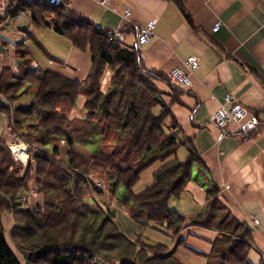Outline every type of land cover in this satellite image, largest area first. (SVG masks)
I'll return each instance as SVG.
<instances>
[{
    "label": "trees",
    "instance_id": "trees-1",
    "mask_svg": "<svg viewBox=\"0 0 264 264\" xmlns=\"http://www.w3.org/2000/svg\"><path fill=\"white\" fill-rule=\"evenodd\" d=\"M25 8L35 26L53 28L82 50L91 47L93 67L80 84L45 69L31 70L33 58L22 49L24 67L1 78L0 94L15 107L13 130L29 145L30 158L25 167L0 140V264H181L165 245L131 239L111 207L112 201H120L139 225L165 227L174 239L184 230L186 217L172 212L168 203L181 197L199 157L192 142L177 135L178 125L167 124L171 105L155 82L173 90L177 85L145 70L138 51L110 42L114 32L75 15L66 0L43 10L32 4ZM49 16L51 22L46 21ZM106 67L114 76L103 92ZM26 96H31L28 102L17 103ZM80 98L86 115L72 117ZM55 139L71 149L66 163ZM186 145L188 156L181 160L179 150ZM77 146H95V151L84 160L72 150ZM152 166H158L153 184L135 191ZM31 183L43 203L24 209L17 201ZM219 193L211 187L206 210L191 220L220 233L207 264H251L250 232L221 205ZM7 214L13 215L11 240L24 263L6 238L2 223Z\"/></svg>",
    "mask_w": 264,
    "mask_h": 264
},
{
    "label": "crops",
    "instance_id": "crops-1",
    "mask_svg": "<svg viewBox=\"0 0 264 264\" xmlns=\"http://www.w3.org/2000/svg\"><path fill=\"white\" fill-rule=\"evenodd\" d=\"M61 1L6 0L5 16L0 17V81L5 72L16 74L24 67L19 52L25 49L33 58L31 70L45 69L80 84L87 82L93 67L91 47L82 50L53 28L35 26L32 12L25 8L32 4L43 10ZM66 1L75 15L90 21L94 27L124 34L127 41L123 47L138 51L147 71L171 80L173 69L184 68L192 56L198 58L199 68L192 76L193 88H184L171 80L177 85L173 90L163 81L155 82L171 105L172 117L166 120L167 124L178 125L177 135L192 142L199 161L194 163L193 179L181 197L168 203L172 212L187 219L182 233L174 239L165 227L153 225L164 228L171 236V244L165 246L178 262L207 264L212 243L220 233L194 225L191 220L206 210L208 190L216 187L221 205L250 232L249 262L260 264L264 261V0ZM126 8L132 10L131 18L125 17ZM52 19L49 16L46 21ZM151 20L157 22L155 36L148 45L138 48V30ZM218 23L221 29L215 32ZM113 76L114 72L106 67L101 79L103 92L109 89ZM228 95L260 117L257 131L245 136L233 127L230 135L222 137L213 116L222 105H227ZM0 98L4 99L1 94ZM12 112L13 108L0 99V140L6 141L15 134ZM180 148L179 158L185 160L188 147ZM28 153L26 161H21L25 167L29 163ZM29 187L17 201L24 209L43 203L35 183ZM122 205L117 200L111 202L115 219L131 239L137 240L145 229L131 219ZM2 224L12 250L24 263L11 240L13 215H5Z\"/></svg>",
    "mask_w": 264,
    "mask_h": 264
},
{
    "label": "built area",
    "instance_id": "built-area-1",
    "mask_svg": "<svg viewBox=\"0 0 264 264\" xmlns=\"http://www.w3.org/2000/svg\"><path fill=\"white\" fill-rule=\"evenodd\" d=\"M204 1L207 2L209 0H204ZM5 5H6V0H0V17L5 16L6 13ZM123 12L125 17L127 18H131L133 14L130 8L124 9ZM156 27H157L156 20H151L146 25L139 28L138 37L136 38L138 48H142L149 44V42L155 36ZM220 29H221V23H218L214 27V31L217 32ZM1 39H2V34H1V24H0V45H1ZM126 41H127V37L119 31H115L110 36V42L120 44L121 46H124L126 44ZM197 68H199V60L196 56H192L186 61L184 68L173 69L170 73V78L173 82L179 83L184 88L191 89L194 87L192 76ZM0 99L1 102L5 104V100L2 98ZM226 102L227 105H222L221 108L218 111H216V113L213 116V122L222 130L221 132L222 137H226L230 135L233 131L232 130L233 127L237 128V133L245 136H249L250 134L258 130V128L261 125V122L259 119L260 117H258L257 114L252 113L245 105L239 103L237 99L232 95L227 96ZM21 144L22 145L12 143L10 147L15 158L20 161H24L23 157L18 156L16 154V153L19 154V152L16 151V149L21 147L22 150L20 151L23 154V156L26 157L29 148L27 149L24 143ZM253 222L255 224H258V221L256 219H253Z\"/></svg>",
    "mask_w": 264,
    "mask_h": 264
},
{
    "label": "rangeland",
    "instance_id": "rangeland-1",
    "mask_svg": "<svg viewBox=\"0 0 264 264\" xmlns=\"http://www.w3.org/2000/svg\"><path fill=\"white\" fill-rule=\"evenodd\" d=\"M26 89V88H23ZM31 99V96H26L23 99H20L17 101V103L19 102H28ZM5 100V105H10V102L4 98ZM78 107L77 109L72 113V117H79V118H84V116L86 115L84 109H83V104H84V99L80 98L78 101ZM17 105V104H16ZM13 109H15V107L11 106ZM56 141L54 142V145H59V148L61 149V153L59 155V158L61 159V161H64V163H66V154L68 153V151H70L71 149H68L66 144L63 145L61 144V142L57 139H55ZM5 141V140H4ZM7 145H12V143H16L18 145H22L21 143H24L27 147V149L29 148V150L27 151V153L30 151V147L29 145L24 141V139L15 132L14 136L11 138H8L6 140ZM52 146L50 145L48 147L49 150L52 151ZM26 149V148H25ZM20 150H22L21 148H17L16 151H18L19 153L21 152ZM72 150H74V152H76L82 159L87 160L90 158V156L92 155V153H94L95 151V146H86V147H82V146H77L74 147ZM18 156H20V154L16 153ZM23 155V154H22ZM24 157V156H23ZM180 157V155H179ZM15 158V157H14ZM16 159V158H15ZM181 159V158H180ZM18 160V159H16ZM20 161V160H18ZM24 161H26V157H24ZM21 162V161H20ZM158 166H152L151 168L147 169L142 177H141V181L140 183L137 185L135 191H139L143 188L149 187L153 184V173L157 170ZM125 191L124 190H119V196H125ZM96 197V196H95ZM99 198V197H98ZM103 203H105V201L107 200V196H103L102 199ZM100 199V198H99ZM120 200V199H119ZM102 201V200H101ZM118 201V200H117ZM120 204H122L120 201H118ZM109 203V202H108ZM108 203H105L108 205ZM124 206V205H122ZM105 207V206H104ZM116 210V209H115ZM123 227V226H122ZM143 227V226H142ZM125 228V227H123ZM145 231L143 233V236H141L144 241H146L149 244L155 245L158 243L167 245V244H171L172 242V238L171 236L167 233V231L164 228L161 227H157L153 224H149L147 227H144ZM126 230V229H124ZM127 232V231H126ZM103 264V263H101Z\"/></svg>",
    "mask_w": 264,
    "mask_h": 264
},
{
    "label": "bare ground",
    "instance_id": "bare-ground-1",
    "mask_svg": "<svg viewBox=\"0 0 264 264\" xmlns=\"http://www.w3.org/2000/svg\"><path fill=\"white\" fill-rule=\"evenodd\" d=\"M20 148H21V147H20ZM19 154H20V156H21V157H23V155H22V153H21V152H20ZM23 159H24V157H23Z\"/></svg>",
    "mask_w": 264,
    "mask_h": 264
}]
</instances>
